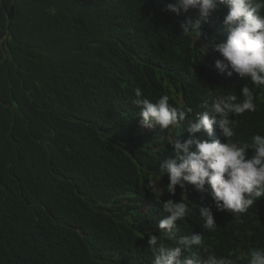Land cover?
Instances as JSON below:
<instances>
[{
    "label": "trees",
    "instance_id": "obj_1",
    "mask_svg": "<svg viewBox=\"0 0 264 264\" xmlns=\"http://www.w3.org/2000/svg\"><path fill=\"white\" fill-rule=\"evenodd\" d=\"M172 2L0 0V264H150L148 233L162 234L165 213L148 180L163 175L160 163L173 154L167 136L183 142L190 134L186 122L141 127L134 89L151 100L169 94L194 118L217 92L250 83L215 67L222 57L207 37L227 38V9L198 39L180 28L197 10L177 14ZM231 118L242 139L264 134V102ZM209 139L226 142L218 129ZM162 180L161 199L179 202L187 191L194 212L197 205L196 215L178 222V238L204 231L210 249L239 254L240 264L264 246V198L240 222L216 211L210 192L189 185L172 195L168 175ZM206 205H213L214 233L199 226Z\"/></svg>",
    "mask_w": 264,
    "mask_h": 264
},
{
    "label": "clouds",
    "instance_id": "obj_2",
    "mask_svg": "<svg viewBox=\"0 0 264 264\" xmlns=\"http://www.w3.org/2000/svg\"><path fill=\"white\" fill-rule=\"evenodd\" d=\"M168 8L177 14L197 10L198 18L182 21L180 28L184 36L197 35L198 39L203 34V25L209 23L218 10L227 9L222 18L227 38L207 37L211 48L222 57L215 60V67L228 77L234 74L249 77L250 83L238 93L217 92L210 104L205 101L199 105L202 110L194 118L190 117L192 107L170 103L169 94L151 100L144 96L141 87L134 89L132 104L139 108L137 116L143 128L169 130L184 122L187 124L188 139L181 142L179 135L167 136L173 154L160 163V173L167 174L170 181L167 193L174 195L177 186L186 190L189 185L200 193L210 192L216 211H227L243 222L242 216L264 198V134L255 132L246 139L238 137L237 121L231 117L242 118L246 112L254 113L258 101L264 102V0H173ZM200 49L203 56L208 54L207 45ZM216 129L226 142L209 139ZM163 175H155L147 185L165 213L158 225L162 234L148 233L150 264H240L239 254L230 251L226 256L218 255L210 249L204 231L192 230L177 237L181 230L178 222L196 215L197 205L194 212L187 191L179 202L161 199L165 189L157 185ZM213 205L200 206L198 210L200 228L212 233L218 227ZM194 248L202 249L203 257L193 251ZM246 260L247 264H264V246L251 248Z\"/></svg>",
    "mask_w": 264,
    "mask_h": 264
},
{
    "label": "rangeland",
    "instance_id": "obj_3",
    "mask_svg": "<svg viewBox=\"0 0 264 264\" xmlns=\"http://www.w3.org/2000/svg\"><path fill=\"white\" fill-rule=\"evenodd\" d=\"M154 178H155V176H154ZM158 187H165V183L163 182V180H162V178H161V180L158 182V185H157Z\"/></svg>",
    "mask_w": 264,
    "mask_h": 264
}]
</instances>
